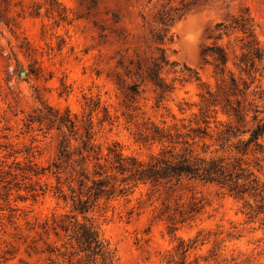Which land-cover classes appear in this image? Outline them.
Listing matches in <instances>:
<instances>
[{
  "label": "rangeland",
  "instance_id": "rangeland-1",
  "mask_svg": "<svg viewBox=\"0 0 264 264\" xmlns=\"http://www.w3.org/2000/svg\"><path fill=\"white\" fill-rule=\"evenodd\" d=\"M242 9L264 49V0H0V264H101L64 230L73 220L92 224L112 264H264L258 199L182 178L90 197L80 214L74 173L55 167L63 139L77 151L89 128L98 163L113 174L117 156L146 161L172 149L156 129L188 140L175 153L202 154L189 137L202 120L248 128L254 115L264 119V70L241 73V33L216 29ZM249 161L264 182V162ZM194 203L199 211L189 213Z\"/></svg>",
  "mask_w": 264,
  "mask_h": 264
},
{
  "label": "trees",
  "instance_id": "trees-1",
  "mask_svg": "<svg viewBox=\"0 0 264 264\" xmlns=\"http://www.w3.org/2000/svg\"><path fill=\"white\" fill-rule=\"evenodd\" d=\"M160 21L161 24L166 25L167 20L161 18ZM231 21V24L226 26L217 25L216 29L223 30L225 34L237 30L242 35L238 40L240 55L235 57L234 66L247 76L262 73L264 70V49L257 40L253 20L247 10H240L239 14ZM158 39L162 40L161 37ZM214 60L216 66H219L223 73L228 61L226 54L219 50ZM152 79L160 82L157 71H154ZM243 84L244 89H247L248 86L245 82ZM236 88L237 86L231 79L229 89L235 90ZM236 92L242 93L240 90ZM233 94L236 95L235 91ZM226 101L229 102V99ZM237 105H239L238 101ZM231 109L232 115L235 117L232 118L233 121L240 122L243 118H241L239 110ZM254 112L257 113V110ZM55 118L60 124L62 123L59 118ZM202 123L205 127L203 129L190 128L193 134L189 136L192 146H202V154L196 153V150L193 149L175 153V148L180 143L188 144V140L179 142V137H176V141H174L169 132L156 129V136H154L157 137L156 140L162 143L167 142L168 146L169 144L173 145L172 149L162 147L156 155L150 156L146 161L124 159L117 156V165L114 167L115 173L113 174L98 163V154L89 132L91 128L86 130L85 136L81 140V148L77 151H70V142L64 138L62 150L58 155L60 163L55 164V167L58 168L64 163L71 173H74L72 182L75 183L77 189V198L73 200L74 210L84 214L90 207V197H92L91 202H95L102 197L109 198L114 194L122 195L127 190L125 186L130 183L158 186L171 182L177 183L182 178L215 184L238 200L249 198L256 202L258 199L260 203H264V182L251 168L249 161V157L254 156L255 167L260 166V161L264 162V119H259L257 115H254L248 128H240L230 121L226 123L214 121L213 128L210 127L208 119L202 120ZM206 141L211 144L207 145ZM211 147L215 148L208 152ZM90 159L95 161L94 168L98 169L94 170L92 174L87 173V162ZM118 176H121L120 180H118ZM70 189L75 192L74 188L70 187ZM83 193L87 195L85 199H82ZM198 211L199 207L194 203L189 213ZM255 211L257 214L262 213V210L259 209ZM71 218L73 219V217ZM68 229L73 231L74 240L82 251L90 252L98 257L101 264H112L111 252L107 244L99 237L91 223H79L77 220H73L64 227V230Z\"/></svg>",
  "mask_w": 264,
  "mask_h": 264
}]
</instances>
